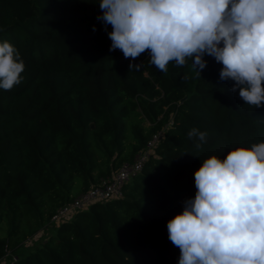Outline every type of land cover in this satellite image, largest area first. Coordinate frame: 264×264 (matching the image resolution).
<instances>
[{
    "label": "trees",
    "instance_id": "16d2710c",
    "mask_svg": "<svg viewBox=\"0 0 264 264\" xmlns=\"http://www.w3.org/2000/svg\"><path fill=\"white\" fill-rule=\"evenodd\" d=\"M101 15L98 0H0V42L25 64L22 82L0 90V261L178 264L167 222L194 199L195 171L211 155L264 142V107L245 105L234 82L220 80L222 64L205 55L199 75L191 61L158 72L147 50L125 59L109 51L112 28ZM193 128L206 140L190 139ZM160 130L121 197L51 223Z\"/></svg>",
    "mask_w": 264,
    "mask_h": 264
},
{
    "label": "clouds",
    "instance_id": "9594fccd",
    "mask_svg": "<svg viewBox=\"0 0 264 264\" xmlns=\"http://www.w3.org/2000/svg\"><path fill=\"white\" fill-rule=\"evenodd\" d=\"M97 19L112 30L109 51L135 60L146 50L161 73L188 61L197 71L205 55L223 67L245 105L264 107V0H98ZM95 27L93 31H95ZM141 65L130 63L139 70ZM24 61L9 41L0 42V90L22 82ZM188 137L205 141L193 128ZM197 148L201 144H196ZM195 197L167 222L180 249L178 264H264V142L211 155L195 171Z\"/></svg>",
    "mask_w": 264,
    "mask_h": 264
},
{
    "label": "built area",
    "instance_id": "2783aa9c",
    "mask_svg": "<svg viewBox=\"0 0 264 264\" xmlns=\"http://www.w3.org/2000/svg\"><path fill=\"white\" fill-rule=\"evenodd\" d=\"M164 131L160 130L152 135L146 146L136 154L132 161L123 163L108 179H102L97 185L80 194L74 200L59 207L52 217L51 223L59 224L68 220L77 211L86 209L95 203L106 202L121 197L124 185L134 176L139 174L146 162L154 155L155 148L162 140ZM31 238L28 243H32ZM18 259L17 255L8 254L0 261V264H12Z\"/></svg>",
    "mask_w": 264,
    "mask_h": 264
},
{
    "label": "rangeland",
    "instance_id": "374dc122",
    "mask_svg": "<svg viewBox=\"0 0 264 264\" xmlns=\"http://www.w3.org/2000/svg\"><path fill=\"white\" fill-rule=\"evenodd\" d=\"M2 229H5V227L4 226H2L1 227ZM48 234V233H55V228H54V226L52 227V228H50V229H48V230H45V234ZM46 234V235H47ZM43 235V234H42ZM39 238V237H38Z\"/></svg>",
    "mask_w": 264,
    "mask_h": 264
}]
</instances>
